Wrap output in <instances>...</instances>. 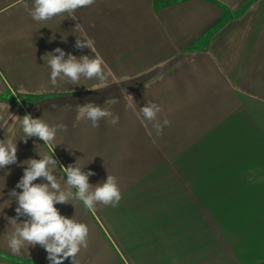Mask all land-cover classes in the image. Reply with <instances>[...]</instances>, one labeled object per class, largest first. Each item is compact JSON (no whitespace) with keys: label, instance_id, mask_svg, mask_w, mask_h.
<instances>
[{"label":"crops","instance_id":"0c3cea01","mask_svg":"<svg viewBox=\"0 0 264 264\" xmlns=\"http://www.w3.org/2000/svg\"><path fill=\"white\" fill-rule=\"evenodd\" d=\"M66 16L37 22L0 0V129L22 108L65 124L56 141L88 142L93 186L111 174L126 193L143 187L133 174L169 177L159 198L122 193L89 210L83 264H264V0H96ZM84 35L92 50L75 47ZM57 47L101 57L106 84L52 86L43 56ZM147 102L171 121L159 136L139 113ZM89 103L118 124L92 127L79 115Z\"/></svg>","mask_w":264,"mask_h":264},{"label":"clouds","instance_id":"9594fccd","mask_svg":"<svg viewBox=\"0 0 264 264\" xmlns=\"http://www.w3.org/2000/svg\"><path fill=\"white\" fill-rule=\"evenodd\" d=\"M95 2L96 0H32L29 6L26 0H21L24 9L37 22H47L65 14L66 17L76 19L75 12L79 8L90 7ZM92 45L93 41L84 35L77 37L75 47L79 49L87 47L92 50ZM43 60L51 69L52 86H59L60 83L84 85L81 83L82 80H97L104 85L111 75L101 57L88 55L77 57L71 53L66 54L59 47L53 52L46 53ZM17 98L19 100L20 97ZM133 110L135 111V108ZM139 113L144 120L152 124L157 136L162 134L164 127L171 124L166 116L162 120L159 118L162 108L157 103L147 102L145 106L139 108ZM79 115L80 118L91 121L94 128L99 127L101 120H106L113 126L119 122V117L110 109L91 103L80 106ZM3 119L4 117L0 115V121ZM18 123L23 132L21 139L25 142L30 137H38L43 144L51 145L56 141L58 131H67V126L63 123L50 125L41 118H33L31 114H25ZM57 144L60 143H55ZM38 154L39 159L30 158L22 162L26 167L16 185V188L22 191L11 190L9 202L4 206H10L12 199H15L17 204L16 216L7 218L9 225L12 226V231L7 235V247L13 254H20L23 249L28 250L30 245L32 247L39 245L47 252L49 264H63L66 259H70L71 264H82L80 253L89 246V227L74 217L62 215L55 205L72 203L75 207L74 201H79L89 210H95L97 205L115 208L122 199L117 177L108 174L104 182L93 186L89 183L88 177L94 173L91 170L83 171L84 166H80L77 161L65 167L55 158L54 149L51 155ZM16 162V141L0 140V169H5ZM58 165L62 166L67 177L66 180L61 177L63 187L58 176L54 174L57 170L60 171ZM38 178L46 182L34 183ZM0 193L3 195L2 189ZM19 217L26 219L18 222Z\"/></svg>","mask_w":264,"mask_h":264},{"label":"rangeland","instance_id":"374dc122","mask_svg":"<svg viewBox=\"0 0 264 264\" xmlns=\"http://www.w3.org/2000/svg\"><path fill=\"white\" fill-rule=\"evenodd\" d=\"M19 96L20 100H22L23 95L17 94ZM73 98V97H72ZM68 99L65 101V103H74L75 99ZM77 99V98H76ZM18 101V98H17ZM71 108V107H67ZM24 108L22 110L15 109L16 115L14 116V120L11 124H8L5 121L2 123L0 129V140H12L13 142L16 141L17 144V162L11 165L6 166L5 169H0V189H2L3 195H0V264H49V260L47 258V252L45 249L39 245L32 247L31 245L28 247V250L25 248L21 251L20 254H13L10 249L7 247V235L12 231V226L9 225L8 217H14L16 216L15 208L17 206L15 199H12L11 205L4 207L9 201V193L11 190L16 189V191H22V189L16 188V185L20 178L23 176L24 172V165L22 162L25 160H28L30 158L39 159L40 156L38 153L41 154H53L54 149V155L55 158L59 161V164L64 165L65 167L69 164H75L76 161L80 166H84L82 169L83 171L87 172L89 168L88 162H93V157L88 156V142L81 141V142H57L55 141L51 145L43 144V141L40 140L38 137H30L27 139V142H25L21 137L23 136V132L20 128V125L18 123V120L22 118L26 113L24 112ZM24 112V113H23ZM75 113V111H74ZM73 112H69L67 115L68 123L74 122L75 127L74 129H79L80 137H87V134L89 131L87 130V126H83L80 121L76 120V115ZM12 117V116H11ZM5 124V125H3ZM55 143H60L55 145ZM55 147V148H54ZM63 151V154L61 151ZM80 153H83L81 157H75L79 155ZM59 170H57L54 174L58 176V180H60L62 187L64 186L63 180L61 177H64L66 180V174L63 172V168L61 165L57 166ZM135 177H133V181L136 182V180L140 181V183H143V187L136 188L132 190H126L124 193V190H121V193L128 194V196L132 194H143L144 196H154V197H161L163 192L166 194V188L159 189L157 185L161 183L162 181L169 180L167 172H159V173H139V174H133ZM89 183H93L95 180L92 178L89 179ZM46 182L42 180L41 178H38L37 181H34V183H41ZM157 182V183H155ZM156 185V186H155ZM75 191V189H73ZM136 191V193H135ZM130 193V195H129ZM2 194V193H0ZM137 196V195H136ZM166 196V195H165ZM75 207L72 203H57L55 207L60 211L62 215H65L69 218L74 217L80 222H84L89 227V209H86L82 202L74 201ZM4 207V208H3ZM26 219V217H19L18 222L23 221ZM90 228V227H89ZM91 234V231L89 230V238ZM210 239V238H209ZM90 240H89V246H90ZM88 246V248H89ZM87 248V249H88ZM82 250L80 253V259L85 263V261L88 259L87 251L88 250ZM194 254V253H193ZM63 264H71L70 259H66L63 261Z\"/></svg>","mask_w":264,"mask_h":264}]
</instances>
